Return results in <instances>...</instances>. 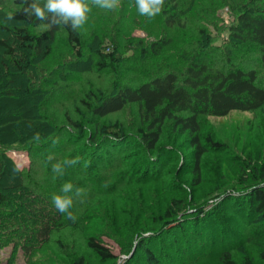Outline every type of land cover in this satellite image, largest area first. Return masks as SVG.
I'll list each match as a JSON object with an SVG mask.
<instances>
[{
    "label": "trees",
    "instance_id": "16d2710c",
    "mask_svg": "<svg viewBox=\"0 0 264 264\" xmlns=\"http://www.w3.org/2000/svg\"><path fill=\"white\" fill-rule=\"evenodd\" d=\"M148 2L164 14L167 30L193 31L194 39L180 36L179 44L173 47L174 41L166 32L144 42L132 38L127 30L113 35L108 42L104 36L99 38L98 32L87 39L79 32L68 7L58 11L44 0H0V33L11 34L15 42L0 36V248L13 242L30 253L35 245L50 241L53 233L70 232L78 234L84 248L101 262L114 260L112 251L91 232V220L99 219V214L88 207L95 198L117 202L123 199L124 192L130 191V185L152 181L134 176L143 168L138 166V159L130 162L134 156L128 151L132 144L155 154L164 127L172 123L178 134L188 135L194 147L192 170L194 185L199 186L200 161L205 154L201 142L218 149L223 146L202 135V117L255 111L264 105V0L223 1L231 8L236 23L226 30L229 35L221 45L217 43L219 34L214 36L203 23L196 28L189 23L186 13L194 0ZM210 14L207 26L216 27L214 13ZM201 20L206 21L202 17ZM60 29L67 34L75 60H84L83 51L88 49L97 71L122 73L123 62L134 59L128 70L136 76L130 81L116 80L107 91L91 89L80 99L84 116L91 115L95 120L86 123L93 126L92 130L66 113L64 119L49 113L65 93L57 84L62 78L69 82L74 74L71 72H75L71 67L74 62L66 65L69 62L57 60L53 69L45 66L52 60L51 43ZM217 29L224 31L219 26ZM44 45L45 52L40 56ZM172 48L175 51L169 53ZM246 53L252 55L251 65L244 57ZM130 105L138 107L142 115L143 124L136 138L124 133L119 122L99 129L97 119ZM144 121L149 124L145 126ZM15 148L28 151L29 169L21 170L12 162L7 152ZM148 166L143 169L145 174L151 171ZM241 173L247 176L245 169ZM254 173L256 183L248 189L223 191L211 199L217 206L229 202L220 211L229 210L239 218L233 227L236 244L218 250L222 264H264V224L250 230L255 217L264 222V162ZM170 204L158 219L163 218L162 225L168 229L185 232L178 218L183 202L173 200ZM112 212L117 215L121 210ZM198 213L194 224L201 223L202 230H207L211 223L206 221L211 214L204 216L202 209ZM134 214L125 230L132 235L145 233L138 220L141 213ZM246 218L248 226L243 224ZM111 220L108 218L109 223ZM107 225L111 230L117 229L115 222ZM168 235V240L178 247L175 234ZM256 239L259 250L252 255L243 248ZM140 248L147 249L143 244ZM68 264H85V257L72 255Z\"/></svg>",
    "mask_w": 264,
    "mask_h": 264
},
{
    "label": "rangeland",
    "instance_id": "374dc122",
    "mask_svg": "<svg viewBox=\"0 0 264 264\" xmlns=\"http://www.w3.org/2000/svg\"><path fill=\"white\" fill-rule=\"evenodd\" d=\"M44 1L58 11L68 7L69 11L74 14L73 19L79 32L87 36V39L88 36L98 32V37L104 36L108 42L113 35L123 34L122 31L127 30L132 38L145 42L166 32V35L173 39V47H175L181 38L187 37L191 40L193 37L191 33H194L193 31L187 33L183 30H167L166 17L162 12H157L148 0ZM194 1L195 4L186 13L190 19L189 23L195 24V28L199 23H203L214 36L219 34L218 45L223 44L229 35L226 30L236 23L231 8L224 4V0ZM209 13H214V19L218 23L216 27L207 26ZM201 17L206 21H202ZM218 26L224 30V33L218 31ZM147 27L149 31H145ZM0 36L12 44L15 43L11 34L0 33ZM51 45L54 50L52 60H48L49 62L45 65L47 69H53L52 65L57 60L64 61V64L69 62L66 65L75 63L70 64L75 72H71L74 74L69 82L62 78L60 84H57L65 90V93L59 97L58 104L50 109L51 116L58 114L64 119L63 115L66 113L74 120L78 118L82 124H86L89 120L95 122L91 115H87L88 118L84 116L85 109L79 103L80 99H83L91 89L94 92L100 89L107 91L112 88L116 80L130 81L134 78L135 74H132L134 72L128 70L132 66L133 58L123 62L122 73L118 74L112 71H97L93 56L90 57L88 49L83 51L84 60L79 62L75 60L73 57L75 54L71 51L67 34L63 29L59 30ZM45 49L44 45L39 50L40 56ZM107 51L110 50L107 49ZM174 51L175 49L172 48L169 53ZM247 55L249 54L246 53L244 57L251 65L252 62L249 59L252 55L248 57ZM261 77L264 80V69L261 70ZM116 122H119L123 126L124 133L132 138L138 136L137 130L143 124L139 108L132 105L126 106L120 112L96 120L99 129ZM144 124L147 126L149 122L144 121ZM171 124L164 127L162 140L155 154L147 153L137 143L132 144V150H128L134 155L130 157V162L138 159L140 160L138 166L144 169L149 165L151 169L146 174L142 169L134 176L152 178L150 183L130 185V191L123 193V199L113 201L114 205H112V198L107 200L95 198L89 207L88 205L84 207L92 208L100 215L97 216L99 219L91 220V232L96 233L104 246L112 251L115 255L114 260L101 262L92 252L84 248L78 234L58 232L53 233L49 238L50 241L35 245L30 253H25L20 245L13 242L3 245L0 248V264H68L72 255L75 254L84 256L85 264H222L218 260V250L236 244L233 227L239 218L229 210L220 211L221 208L224 209V205L229 206V202L224 201L217 206L211 199L223 191L245 190L256 183L254 177L257 172L254 173V170L264 162V105L255 111H233L223 117H202L200 123L202 135L210 136L214 142L223 146L218 149L207 145L205 141L201 142L205 154L200 161L201 184L199 186L194 185L195 176L192 170L194 147L188 135L178 134ZM91 126L85 125L87 129L92 130ZM7 153L19 169L30 168L31 160L27 150L15 148ZM242 169H245L246 177L242 176ZM234 195L237 193L234 192ZM173 200L183 202L182 213L178 215V218L181 223L180 227L186 228L185 232L177 228L168 229L162 225L163 218L158 219L159 215L162 217L164 212L170 208V202ZM200 209L205 212L204 216L211 214V219L206 221V224L211 223L210 226L207 225V230H202L201 223L194 224V217L199 214ZM113 210L115 212L121 210V213L115 215ZM136 211L141 213L137 218L141 221L140 226L143 227L145 233L137 232L132 235L125 229L128 227L126 223L132 221L131 216H136L134 214ZM107 212L110 213L109 216ZM222 216H224L223 219L217 220ZM108 218L113 219L110 223L115 222L116 230L109 228ZM248 223V218L244 219L243 224L248 226ZM263 224L264 222L255 217L250 230L253 232ZM17 225L19 227L20 223ZM211 232H213L212 236ZM168 233L175 234L176 239L179 240L178 247L168 240L171 237ZM257 242V239L252 240L244 244L243 249L252 255H257L259 250ZM142 244L147 249H141ZM237 245L234 246L238 247Z\"/></svg>",
    "mask_w": 264,
    "mask_h": 264
}]
</instances>
